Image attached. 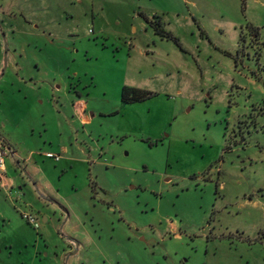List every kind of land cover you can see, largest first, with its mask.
I'll return each mask as SVG.
<instances>
[{
  "label": "rangeland",
  "instance_id": "374dc122",
  "mask_svg": "<svg viewBox=\"0 0 264 264\" xmlns=\"http://www.w3.org/2000/svg\"><path fill=\"white\" fill-rule=\"evenodd\" d=\"M0 134V264H264V0H0Z\"/></svg>",
  "mask_w": 264,
  "mask_h": 264
},
{
  "label": "crops",
  "instance_id": "0c3cea01",
  "mask_svg": "<svg viewBox=\"0 0 264 264\" xmlns=\"http://www.w3.org/2000/svg\"><path fill=\"white\" fill-rule=\"evenodd\" d=\"M42 89H43L42 87L39 88L40 92L43 94L44 89L43 90ZM60 89H61V85H58L56 83L53 85V90H55V92H58V90ZM86 107L87 106L82 103V105L77 106L75 110L78 117H81L85 122L90 120V115L88 114ZM64 117L66 118L65 115ZM68 122H73V119H68ZM1 136L4 137L9 142L10 148L12 150V155L10 156L11 158L9 157L7 160V169H6L4 177L0 178V191L1 189L4 190L3 192L11 195L12 199H14L16 203L17 201H20L21 205H24L25 207H32V203L28 201V199L26 198V193H25V189L23 188V186L27 188L32 193V195L36 197L38 200L39 199L42 200L43 198L45 199L50 198V197L52 198L53 196L55 197L54 193L50 191L49 188L45 186V184L43 185V187L45 191H47L46 192L47 197L39 195L38 185H37V182L39 181L37 180L39 169L37 168V166H35V164H32L31 166H29L28 159H24V161H21L22 155L19 154L17 151V144L13 143V141L7 138L6 136H3V135ZM33 144L34 145L39 144V138L35 137L33 140ZM64 151L65 152L67 151L66 147H64ZM21 162L27 165V168H28L25 171L27 173L26 178H22L21 176H16L17 173L15 172V166L16 165L18 166L19 164H21ZM46 184L49 185L48 183ZM15 204L13 206L16 208L17 206ZM74 242L76 243L77 241H74ZM83 242L86 244L85 241Z\"/></svg>",
  "mask_w": 264,
  "mask_h": 264
},
{
  "label": "built area",
  "instance_id": "2783aa9c",
  "mask_svg": "<svg viewBox=\"0 0 264 264\" xmlns=\"http://www.w3.org/2000/svg\"><path fill=\"white\" fill-rule=\"evenodd\" d=\"M12 155V150L10 148L9 142L0 135V178H3L7 169V160ZM48 157L54 158L56 161L59 157H54L52 154H47ZM23 218L34 228L39 229L40 223L38 218L33 213H22Z\"/></svg>",
  "mask_w": 264,
  "mask_h": 264
},
{
  "label": "trees",
  "instance_id": "16d2710c",
  "mask_svg": "<svg viewBox=\"0 0 264 264\" xmlns=\"http://www.w3.org/2000/svg\"><path fill=\"white\" fill-rule=\"evenodd\" d=\"M156 31L162 33L163 36H167L168 38L172 37L170 33L164 31L159 27H156ZM150 96L151 93H146L137 88L124 86V88L122 89V100L124 103H133V102L142 101Z\"/></svg>",
  "mask_w": 264,
  "mask_h": 264
},
{
  "label": "water",
  "instance_id": "95a60500",
  "mask_svg": "<svg viewBox=\"0 0 264 264\" xmlns=\"http://www.w3.org/2000/svg\"><path fill=\"white\" fill-rule=\"evenodd\" d=\"M46 199H48V198H46ZM53 203H55L56 205H58L60 208L64 209L63 206H62L60 203H58V202H56V201H53ZM64 210H65V209H64ZM67 215H68V214H67ZM46 218H47V217H44V218H43V221H46ZM73 242H74V241H73ZM74 243H75V242H74ZM75 245H76V247H77V246L79 245V243L76 242Z\"/></svg>",
  "mask_w": 264,
  "mask_h": 264
},
{
  "label": "flooded vegetation",
  "instance_id": "af4514ba",
  "mask_svg": "<svg viewBox=\"0 0 264 264\" xmlns=\"http://www.w3.org/2000/svg\"><path fill=\"white\" fill-rule=\"evenodd\" d=\"M64 209H65V207H64Z\"/></svg>",
  "mask_w": 264,
  "mask_h": 264
}]
</instances>
